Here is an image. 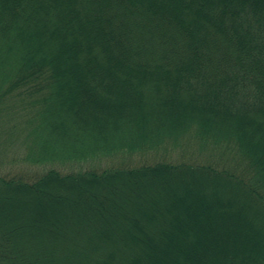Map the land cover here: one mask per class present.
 <instances>
[{
	"label": "trees",
	"instance_id": "16d2710c",
	"mask_svg": "<svg viewBox=\"0 0 264 264\" xmlns=\"http://www.w3.org/2000/svg\"><path fill=\"white\" fill-rule=\"evenodd\" d=\"M0 264H264V0H0Z\"/></svg>",
	"mask_w": 264,
	"mask_h": 264
},
{
	"label": "rangeland",
	"instance_id": "374dc122",
	"mask_svg": "<svg viewBox=\"0 0 264 264\" xmlns=\"http://www.w3.org/2000/svg\"><path fill=\"white\" fill-rule=\"evenodd\" d=\"M154 114V113H153ZM193 152V156L195 157H198V158H202V157H205L204 154H201L202 152H198L196 151L195 147H191L190 148ZM177 151V149L175 150ZM109 162L107 161V159H102L101 162H100V166H108ZM57 207V206H56ZM11 218H13L12 221H24V223H30L34 228H36L37 230L39 229H47V226L49 225V223H52L54 222L53 220H55V222H59L60 220L59 219H56L58 218L59 216L62 217L63 215L65 216L66 214V207L65 208H62V206L60 208H57V210H50L47 211V210H39V209H35V213L33 214H30L29 216H26L25 214L29 213L28 211L26 212H22V214L24 213V217L27 219L25 220L23 215H21V212L20 210L18 209H22V208H19V207H16L15 204H12L11 205ZM26 210V209H25ZM29 218V219H28ZM39 219V220H36V219ZM64 217H62L63 219ZM30 220V222H29ZM48 223V224H46ZM60 223V222H59Z\"/></svg>",
	"mask_w": 264,
	"mask_h": 264
}]
</instances>
